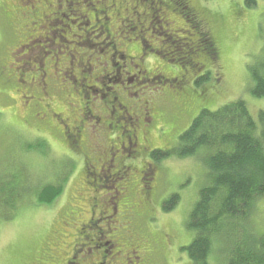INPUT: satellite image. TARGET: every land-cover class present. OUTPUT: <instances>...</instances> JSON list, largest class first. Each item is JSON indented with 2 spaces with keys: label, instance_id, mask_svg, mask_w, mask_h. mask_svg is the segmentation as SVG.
Masks as SVG:
<instances>
[{
  "label": "rangeland",
  "instance_id": "1",
  "mask_svg": "<svg viewBox=\"0 0 264 264\" xmlns=\"http://www.w3.org/2000/svg\"><path fill=\"white\" fill-rule=\"evenodd\" d=\"M29 1L25 0L24 4L21 5L17 0H0V185L3 189H7L4 194L0 192V200L2 195L7 197L10 192H12L10 195L13 197L16 194L21 195L8 209H3L2 201H0V264H35L40 262L43 264H61V262L71 257L75 244L78 242L79 234L77 229L80 222L84 223L89 217H96L101 209L103 210V218L109 217L110 210L103 205V201L110 200L108 198L113 195L115 198L114 203L119 200H125L128 210L127 208L122 209L119 207V213L127 211L126 223L124 219L116 220L122 227L119 229L113 227L110 233L114 236L120 235L119 240L122 239L123 241L124 239V248L120 249L123 256L119 254V256L112 259L111 264H115V262H121L122 264V261L125 263V258L129 256L126 252L128 253L130 249V247H126L125 243L131 237L129 242L135 244L142 236L146 249L140 253L142 258L140 263L191 264L185 252L180 251V247L188 245L194 235V232L186 228V222L189 212L198 197L200 188L206 184L208 179L205 165L208 150L203 147L191 156L180 158L172 155L163 159V163L158 165L161 168V175H159L161 178L153 186L144 187L148 180L145 181L144 177L141 180H137L134 173H132L133 177L127 181V184L124 182L127 178L126 175L119 180L112 181L109 178L107 185H111L113 189L114 187L118 188L121 182L127 188H124V193L115 189V193L111 191L110 194L104 195L110 192L111 187L107 189L101 187V192L95 194V197L100 199L101 205L98 208L93 207L89 199L93 198L94 193L89 187L90 182L87 183V180H84L80 170L83 163L79 158L86 154L84 159L87 161L88 167H90V165L93 164L95 166L96 164L95 162L89 164L90 161L87 156L94 158V155L88 152L90 148L82 150L76 147V151L79 150V153L72 150L68 152V149L71 148L65 143L61 134L63 125L59 120L55 119L56 116L53 114L57 113L59 115L58 118L64 119V122L69 127L72 126L73 122H77L81 106L77 92H73L77 98L72 95L67 96L68 93L62 92L59 86L53 90L50 83L49 89L51 90L48 95L38 98L40 93L37 95L36 91L27 89V86L23 87V83L27 82L26 78L29 72L34 70L32 65L31 70L26 72L24 68L26 62L22 60L25 54L28 53L26 50L29 49L27 47L20 49V56L13 61L11 60L12 62L10 61L11 57L8 55L13 42L9 25L15 23L23 16L19 7H21L24 15L29 14V7L33 5L36 7L35 11H43L46 14H51L54 18L61 17V15L68 13L70 10L64 7L58 10L55 0ZM112 1L113 5L119 7V14L124 16L122 0L121 3L118 0ZM187 1H189L191 7L200 11L198 14L202 21L204 19L208 21V31L215 41L218 54L215 61L211 63L204 62L205 71L207 69L210 71V75L205 82L200 86H196L191 81L190 85L179 89L180 92L188 93L193 100L192 102H194L189 106V113L176 116L171 103L161 106L156 127H152L146 134L149 143L151 142V149L164 150L175 147L178 135L188 128L192 119L200 110L199 108L193 110V107L197 104H199L200 108L215 110L225 103L242 99L248 105L254 119L257 120V115L260 111L264 112V99L255 98L250 94L251 82L247 70V66L259 54L262 46L264 36V0H256V5L253 7H247L245 0ZM101 5L102 2L97 0H77L76 9L83 10L82 14L86 12V17L90 20L94 30L87 28L84 33L82 30L71 27L66 33L69 36L72 35L75 39H78L77 36L88 35L89 44L92 45L87 47V49L77 47L75 54L81 56L84 54L83 60L85 58L87 61L89 60L84 65H80V68L87 70L86 72L91 68V72H94V78L98 74V71L95 70L97 68L95 67L94 57L100 55L99 48L102 46L100 43L104 42V39L108 43L114 40L118 50L122 52L128 54H135L134 52H136L121 43H126L125 34L131 31L127 29V27L130 29L127 24L118 29L115 11L107 8L104 9V14L97 15V17L102 19L106 15L108 16L110 25L108 31H101V25L98 27L93 12ZM76 9L72 8L71 12ZM78 12L76 11V13ZM72 16L69 14L68 18L70 20L74 19V22H79L78 18L75 19L78 16ZM81 20L82 22L85 21L84 18ZM129 23L134 28L137 27L136 23ZM160 23H163L164 28L169 29L170 31L168 32L173 34L172 45L176 44L175 47L177 49H180L179 46L184 43L189 42L193 36L190 32H186L188 27H184V20L179 15L176 16L173 13L166 12ZM31 24L33 28V22ZM81 27L83 26L81 25ZM122 27L126 28L122 29ZM22 32H25V30L23 29ZM20 36L23 39L25 34L20 33ZM156 41V38L151 40V43L154 44L153 46L162 49L163 45L160 46L161 43L156 45ZM131 42L132 45L137 46L136 41ZM74 45L75 43H70L71 47ZM63 47L65 48V46ZM167 47L172 50L170 44ZM92 49L93 53L89 55ZM138 51H141L140 47H138ZM32 53L29 60L32 57L36 60L39 59L37 54ZM160 54H164V49L162 53L154 55V58L150 54H145L144 68L158 78L161 77L159 75V72H161L163 76L174 78V82H177V77L180 74H176V72H181L184 68L173 65L172 62L167 61L166 56ZM79 55H75V58L77 59ZM46 57L52 56L48 52ZM89 63L92 65L89 66ZM87 67L89 68L86 69ZM205 71L202 70L203 74ZM107 72H109L108 69ZM184 72H188L191 75L187 70H184ZM200 75L198 74L197 76L199 77ZM18 76L22 80L21 83ZM80 80L81 77L79 76L78 81ZM89 80L91 83L93 78ZM67 83L71 85L68 80ZM109 85L111 86V91H116L113 88L115 85L108 82L107 87ZM140 86L130 87L128 91L130 93L133 92L132 94L134 95L140 89L145 90V96L143 94L141 96L148 97L150 95L165 96L171 90L169 83H163L161 86L158 84H149L146 87ZM15 87H18V89L15 90ZM64 89L67 88L64 87ZM201 91L203 93L206 92V94L202 95ZM22 93L24 95L32 93L38 98L40 104L48 112L47 118H38L32 115L30 108L24 102L25 98ZM91 96H95V94H90ZM94 99L97 98L95 97ZM166 101L168 100L162 98L161 104ZM92 109L98 113L100 107L95 103ZM172 114H175V117ZM96 117H99L100 122L104 120V116L100 113ZM94 121L95 119L93 118L87 120L84 125L87 130L84 131L82 137L88 138L93 145L100 143V141L105 144L108 141V137H112V133L110 130L102 131L100 123H94ZM96 137L100 140L96 141ZM31 143H42L43 145L26 150V145ZM129 170L132 171L131 169ZM135 171L138 170L136 169ZM13 174H16V176ZM94 174H97V172L94 171ZM46 184L61 185L63 187L61 194L48 206L40 205L36 197V191ZM119 188L121 190L123 187ZM143 189L144 192L142 193ZM150 193L152 204L146 214L148 209H141L140 201L142 199L149 200ZM175 193L179 195L178 203L171 211L163 212L161 210L163 201ZM4 210L5 212L3 213ZM249 224L258 231L264 230V200L260 199L254 206L246 222V227ZM98 225L106 227L103 224V220L99 221ZM94 231L95 229L89 230L90 233ZM125 234L127 237L123 236ZM114 243V250H116L118 242L114 241ZM215 245L214 247H219L218 244ZM212 257V264H218ZM77 258L79 259L80 257L77 256Z\"/></svg>",
  "mask_w": 264,
  "mask_h": 264
},
{
  "label": "trees",
  "instance_id": "2",
  "mask_svg": "<svg viewBox=\"0 0 264 264\" xmlns=\"http://www.w3.org/2000/svg\"><path fill=\"white\" fill-rule=\"evenodd\" d=\"M17 1L23 5L25 0ZM55 1L57 7H64L65 9L67 8L70 10V12L72 8L76 9L77 7V0ZM97 1L102 2V5L96 8V11L93 12V15L95 21L102 27L110 28L107 15L103 17V19L97 17L99 14H104V9L107 8L111 9V11H115V16L117 17L115 18L118 21V29H120V27L124 26L125 24L130 26V29L129 27H127V29L131 32L128 34L124 33L126 35V43L128 44L130 50L133 52L136 51L137 53L134 52L135 54L129 55L136 63H138L141 69L146 70L143 66V62L146 59V57H144L145 54H150L151 57L154 58L157 54L162 53L164 49V54L160 55L166 56L167 61H170L173 65L179 68H184V70H187L191 73V75H189L188 72L185 73L184 70L181 72H176V74H180V76L177 77L178 81L174 82V78L163 76L162 73L159 72V75L164 77V79L162 77H157L155 82L151 83L158 84L160 86L163 83H169L171 85V90L168 95H165L167 97L164 96L165 100H170L171 106L174 109L176 116L189 113V108L186 110L187 112H185V110L181 112L182 107L184 102L186 103L190 100H193L188 93L180 92L179 89L184 88L186 85H190L191 81L194 82L196 86H200L203 82H205L210 75V71L208 69L205 71L206 66L204 62L211 63L212 61H215L218 54L215 41L211 36V33L208 31V21H205V19L202 21L198 14L200 11L198 9H194V7H191L189 1L187 0H122L124 4L122 10L125 12L124 16H122L119 14V7L117 5H113L112 0ZM118 2L121 3V0H118ZM245 5L247 7H253L256 5V0H245ZM31 6L29 7V11L31 10ZM19 9L21 15L23 16L15 23L9 25L11 37L13 36V42L8 51V55L11 57L10 61H13L16 57L20 56V49L26 47V39H22L20 33L28 34L30 31L36 29L37 25L34 24V15H31L29 12V14L24 15L21 7H19ZM166 12L173 13L176 16H181L185 23L184 27H188L186 32L193 34L189 42L179 46L180 49L175 47L176 44L172 45L173 34L168 32L170 31L169 29L164 28L163 23H160L163 15ZM68 13H64V15L68 16L70 14ZM85 13L82 14V17L79 16V22H75L76 25L72 24L70 19H64L58 23H55L54 17H49L50 19L53 18L49 21V25H46L45 23V29L37 31L40 40L35 43L36 46L38 45V47H27L29 49L26 50L28 53L25 54V57L22 60L26 62L24 65L26 72L31 70L32 65L34 67L38 65L35 58L32 57L29 60V57L31 52H33L32 54H37V58L39 59L45 56L41 54L39 50L44 47V42L42 41L46 39L45 37L47 33L48 37L53 39L56 47H47L46 51L49 52L52 57L45 56L44 58H47L46 60H48L49 58H53L62 52L57 56V77L61 73L62 76L60 79L58 77V81L61 83V85H63V87H66L67 89L62 87L61 91L68 93L67 96L72 95L74 97L75 95L73 92H77L79 98L78 100L81 102V107L84 108L83 112L85 115H87L90 109L88 102L90 103L92 99V96L90 97L88 90L89 88L87 85H90L92 82L90 83L88 72H86L87 70L80 68V65H84L87 60H83L81 55H79L77 59H74L75 56H73L74 54L72 53L74 59L73 66L76 68L78 67L77 71L74 70L73 66L70 67L69 62L71 60H66L68 51H75L77 47H84L87 49V47L92 45L89 44L90 39L87 38L88 35H83V39L81 36H77L78 39H75L72 37V35L69 36L66 34L71 27L84 31V26L81 27L80 25L85 23V21L82 22L81 20L82 18H87V14ZM28 15L29 17H27ZM71 17L73 16L71 15ZM72 21H74V19H72ZM31 22L34 24L33 28ZM129 22L136 23V29ZM87 28L88 27L85 28L86 31ZM124 28L126 27H122V29ZM23 29L25 32H22ZM169 35L172 37L171 39ZM155 38L157 39L156 45H159L160 43V46L163 45L162 49L157 48V46L154 47V44L151 43V40ZM131 41H136L137 46L132 45ZM47 43L49 44V42ZM70 43H75V45L71 47ZM100 44H102V46L99 48V50L104 48L108 42H106V39H104V42H101ZM169 44L172 46V50L168 49L167 45ZM63 46H65V48ZM138 47H140L141 51H138ZM92 53L93 49L91 52H89V55H92ZM65 61L67 64H69V66L65 65V67H62ZM49 62H47V65ZM77 64L79 66H77ZM89 66H91V63ZM64 68L69 69L64 71ZM88 68L89 67L86 69ZM202 70L205 71L204 74ZM247 70L251 82V86L249 88L250 94L255 98L264 99V36L262 39L260 52L255 56L254 60L249 63ZM33 72L34 71L32 70L29 72V74L31 76H35V73ZM147 73L155 76V74H152L149 71ZM29 74L26 78L27 82L23 83V87L27 86V89H29V87L32 85H37L36 83L30 81ZM198 74L202 75L198 77ZM68 75H71V77H73L75 80H78L80 76L81 80L79 83L71 82L70 85L67 83V80L71 79ZM18 78L21 83V78L19 76ZM16 81L18 82V80ZM147 85L149 84H146L145 86L143 84L142 86L146 87ZM105 86L107 87V83ZM52 88L55 90L54 86H52ZM17 89L18 87H15V90ZM201 92L202 95L206 94V92ZM24 93H22V95H24ZM38 94L40 96L39 98L46 96V94L43 95L41 90L37 92V95ZM32 96V94L24 95V102H28V104L30 103L31 105L34 103L36 104L37 101H30ZM198 108L200 110L192 119L188 128L178 135L177 145L175 147L164 150L152 149L149 157L143 156L144 160H154L153 162H155V165L158 166L159 164L163 163V159L171 157L172 155L182 158L194 155L200 148L203 147L208 150V154L205 158L208 179L206 184L200 188L198 197L193 204L191 211L189 212L186 222V228L194 232V235L188 245L180 247V251L185 252L191 264H212V256V258H214L218 264H264V230L258 231L255 229V227L251 226V224L246 227V222L250 217L254 206H256V203H258L260 199L264 200V112L260 111L257 115V120L254 119L250 113L248 105L242 99L225 103L215 110L200 108L199 104H197L193 107V110ZM174 115L175 114H172V116ZM57 116L59 115L57 114ZM60 120L64 122V119ZM75 124L76 122H73L71 127L76 126ZM68 127L69 125L65 126V128ZM71 133L73 134L74 131L72 130ZM68 137L71 140L77 139V136ZM63 139L70 148L74 147V144H72L70 139L67 137H63ZM40 145L42 146L43 144H27L26 150L34 149L38 146L40 147ZM76 153H79V150H77ZM85 156L86 154L79 158L83 163L81 164L80 170L84 176V180L86 179L87 183L90 182L89 187L94 193L92 196L93 198L89 199L90 204L93 207L95 206L98 208L101 204L98 202L95 194H99L101 192V187L104 189L110 188L111 185H107V182L109 181V178L112 180L113 177L112 175L109 176L108 173L104 175L102 173L98 177V173L94 174V169L88 167L87 161L84 159ZM141 163V156L137 157L135 161L130 160L129 162H124L127 168L129 167L131 170L132 167L134 168L131 172H133L135 175L137 174V171L135 170L137 169L139 171ZM148 172L149 171L145 170V173ZM13 175L16 176V174ZM138 175L139 176L136 177L137 180H141L143 177H145L144 174ZM119 184V187L124 185L123 182ZM151 185L152 183L147 181V184L144 185V187ZM119 187H114V189L110 188V191L115 192V189L120 191ZM62 188L63 187L61 185H43L40 189H38V191H36L37 202L44 206L51 205L61 194ZM0 190V192L4 194V191L7 189H3V187L0 185ZM143 192L144 189L142 190V193ZM151 193L149 200L142 199L140 201V208H143L144 210L148 209L146 214L149 212L152 204ZM8 194L9 195L7 197L2 195L0 200L2 201L3 209L11 208L10 206L13 205V202L21 196L16 194L13 197L10 195L12 192ZM113 196H111L112 201L115 200ZM112 201L111 204H106L103 202V205L110 206L113 213L114 205ZM178 201V194L175 193L170 195L165 201H163L161 210L165 213L171 211L176 206ZM102 211L103 210L101 209L96 217H89L84 223L82 221L80 222V226L78 228V230L80 229L77 242L78 244H75L74 250L79 249L83 254H85V252L88 251L89 246L94 247L95 245H104L108 241L111 242V240L114 238L110 233L113 227L118 229L120 228V225L116 223L118 217L113 214L111 216L112 220H109L107 216L104 219ZM4 212L5 210L3 213ZM126 213L127 211L122 215V219H124V221H126ZM113 219L116 224H114ZM101 220H103V224L106 225V227L98 225L99 221ZM83 225H88V227ZM94 229V232H89V230ZM123 236L127 237L126 234ZM215 244H218L219 247H214L216 246ZM118 247L119 249L124 248L121 242L119 243ZM103 248L104 246L98 249L93 248L91 256H88L89 258L80 257L79 263L90 264L89 259L92 260L94 258H98L99 256L102 258V256H104V253L101 252ZM117 253L112 257V259L119 256V254L123 256L120 250H118ZM126 254L128 255L127 252ZM127 257L125 259H127ZM122 262L124 263V261ZM77 263L78 262H76V259L72 257H70V259L64 260V262H61V264ZM35 264L43 263L40 262ZM104 264H108V262L105 260Z\"/></svg>",
  "mask_w": 264,
  "mask_h": 264
},
{
  "label": "flooded vegetation",
  "instance_id": "3",
  "mask_svg": "<svg viewBox=\"0 0 264 264\" xmlns=\"http://www.w3.org/2000/svg\"><path fill=\"white\" fill-rule=\"evenodd\" d=\"M33 1H36V0H33ZM31 8L32 10H30L31 12L29 11V13H31V15H34L33 17V20L35 21L34 24H37V25H36V29L30 31L28 34H25L24 40L26 39L25 40L26 47L36 46V43L38 42V40H40L37 31L45 29L46 27L45 23L46 25H49V21L53 19V18L51 19L49 18V17H52L51 14H46L43 11H35L36 7L33 5L31 6ZM58 10H60V7H58ZM76 11H79V12L76 13ZM82 11L83 10L76 9L74 12L69 11V13L71 15L78 16V19H79V16L80 17L83 16L81 13ZM54 19H55V23H58L64 19L69 20L68 16L64 14L61 15V17H55ZM70 22L72 24H75V22L72 20H70ZM89 24H90V20L88 18H85V23H82L81 25L84 26L85 28L88 27L92 29L91 24L90 25ZM97 24L99 27L100 24L99 23ZM85 28H83L84 32H86ZM100 29L101 31L109 30V28H104L102 26ZM45 38L46 39L42 41L44 42V47L41 48L39 51L41 54L46 56V53H48L46 51L47 50L46 48L47 47L54 48L55 43L52 38L48 37L47 33H46ZM47 42H49V44ZM110 42L104 48H101L99 50L100 55L94 58L95 64H96L95 67L97 68L95 70L98 71L97 77L95 76L94 78V72H91L90 70L91 68L88 69L89 79L93 78V80L90 85H87V87L89 88L88 89L89 94H95V96H92L93 100L90 103L88 102V104L90 105L88 114L85 115L83 112L84 108L80 106V109H79L80 115H79L78 121L76 122V126L68 127V128H65L67 124L61 121L58 118L56 113H53V114L54 116H56L55 119L59 120L60 123L63 125V129L61 132L63 137H67L68 139H70L68 136H77V139H74V140L70 139L72 144H74V147L71 149H68V152L70 150L75 152L76 147L82 150L86 148H90L88 152L92 153V155H94V158L87 156L90 161L89 164H92L93 161H95L96 165L94 166L92 164L90 165L89 168L94 169V171L98 173L97 174L98 177L102 173L103 175L108 173L109 176L112 175L113 177L112 180H119L122 176L126 175L127 178L125 179V184H127V181L132 179L133 172L129 170V167L127 168L125 166L124 162L125 161L129 162L130 160L135 161L137 157L141 156L142 163L135 177L139 176L138 174H141V175L144 174L145 175L144 179L148 180L149 183L151 182L153 186L161 178L159 176L161 175V168L159 166H156L155 162L143 159V156L149 157L150 152L152 150L151 145H150L151 142L149 143L148 138H146V134L150 131L152 127L154 126L156 127L161 106H165L166 104L170 103V100L163 102L161 104V100L162 98H164V96L150 95L148 97H144L145 96L144 94L146 91L141 90V89L137 91L136 93H134V95L132 94L133 92L130 93L128 91L130 87H134V86L137 87L142 84L154 83L157 77L147 73L146 70L141 69L138 63H136L128 53L118 50L117 45L114 43V40ZM121 43L125 46H128L127 43H123V42ZM36 47H38V45ZM72 53L74 54L73 56L79 55V54H75V51L73 50L68 51V56L66 57V60L67 59H68L67 61L71 60L69 62L70 67L73 66L74 59H76V58L73 59ZM71 56L72 58L70 59ZM83 56L84 54H82V58ZM44 57L37 59L38 65L35 66L33 70L34 71L33 73H35V76H31L29 74L30 81L37 84V85H32L31 87H29V90H34L36 92L41 90L43 95L46 94L47 96L49 91L51 90L49 89V85L52 81L53 82L51 84L52 86H54V88L59 86L61 90L63 85H61V83H59L58 81V77L60 79V77L62 76L61 73L57 77V71H58V69H56L57 57L54 56L53 58H49L48 60H46L47 58H44ZM47 62H49V64L46 66ZM69 64H67L65 61L62 67H65V65L69 66ZM77 66L79 65L77 64ZM69 68H64V71L65 70L67 71V69ZM73 68L75 71H77L78 69V67L76 68L74 66ZM107 69L109 70V72H107ZM68 76L69 78H71V79H68L70 82H73V83L80 82L78 80H75L73 77H71V75H68ZM162 78L164 79V77ZM108 82L116 86V87L113 86V88L116 89V91L114 90L111 91L110 85L109 87L105 86V84ZM126 85L127 87H125ZM140 87H143V86H140ZM142 94L144 96H141ZM95 97L97 99H94ZM38 98H36L33 95L32 100L37 101V103L36 104L34 103L31 105L30 103L28 104L27 102L26 103L27 107L30 108L32 115L37 116L38 118H42V117L47 118L46 116L48 115V112L46 108L42 104H40V102L38 101ZM95 103H97V105L100 107V110L98 113L94 112V110L92 109V106L95 105ZM192 103L193 102L191 100L186 103L184 102L181 112H183V110L187 112L186 110H188L189 106H191ZM99 113L104 116V120H102L101 122L99 121V117H96V115H98ZM49 116H52V115H49ZM90 118L95 119L94 123H100L102 131H105V130L111 131L112 137L111 138L108 137V141L105 144H103L102 141H100V143H95L93 145L92 143L89 142L88 138L85 139L84 137H82V135L84 134V131L87 130L84 127V125L87 123V120ZM72 130L74 131L73 134L71 133ZM98 140L100 139L96 137V141ZM145 170L149 172L145 173ZM110 187L112 188V186ZM121 187L123 188L120 191L124 193V188H127V187H125V185H122ZM110 193L111 191L104 195H108ZM108 199L110 200H106L103 202H105L106 204L107 203L111 204V201H112L111 196ZM98 202L101 204L100 199H98ZM112 203L114 205L113 213H112L111 207L106 206L108 209L110 207V211H111L108 219L112 220L111 216L113 214H115L118 217V219H122L123 217L122 215L124 212L119 213L120 211L119 207H121L122 209H125L127 208V203L125 202V200L124 201L119 200L116 203L112 201ZM113 222H114V219H113ZM124 222L126 223V221ZM116 223L120 225L117 221ZM83 226L88 227V225H83ZM120 227L122 226L120 225ZM77 232L79 234L80 229L79 230L77 229ZM112 236L114 237L113 240L118 242V246L120 242L123 244L124 239L123 241L122 239L119 240L120 235L119 236L112 235ZM113 240H111V242L109 241L106 242L104 245H95L94 247L89 246V249L87 252H85V254H83L81 250L79 249L73 250L74 253H72L71 257L76 259V262H78L77 264H80L79 263L80 258L78 259L77 256L89 258L92 254L93 248L98 249L104 246L103 250L101 251L104 253V256H102V258L101 256H99L98 258H94L92 260L89 259V262L90 264H104L106 260L108 264H111L112 257L118 252V250H120L119 247H117V249L114 250L115 243ZM129 240L125 243L126 247H130L129 252H128L129 256L127 257L125 263L122 262V264H127V263L128 264H143V263H140L142 259L140 253L141 251H145L146 249L145 243L143 242L144 240L143 236L139 239V241L137 240L135 244H133L132 242H129ZM75 251H76V254H75ZM115 264H121V262H118V263L115 262Z\"/></svg>",
  "mask_w": 264,
  "mask_h": 264
}]
</instances>
